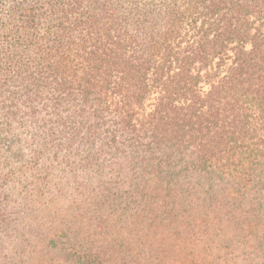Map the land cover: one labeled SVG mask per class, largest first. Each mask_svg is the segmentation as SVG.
<instances>
[{
    "label": "trees",
    "instance_id": "1",
    "mask_svg": "<svg viewBox=\"0 0 264 264\" xmlns=\"http://www.w3.org/2000/svg\"><path fill=\"white\" fill-rule=\"evenodd\" d=\"M8 1L2 164L195 263L264 264V0Z\"/></svg>",
    "mask_w": 264,
    "mask_h": 264
},
{
    "label": "rangeland",
    "instance_id": "2",
    "mask_svg": "<svg viewBox=\"0 0 264 264\" xmlns=\"http://www.w3.org/2000/svg\"><path fill=\"white\" fill-rule=\"evenodd\" d=\"M9 7L8 0H0V18ZM4 148H0V264H87L89 253L98 256L94 264H205L193 261V253L179 243L181 236L173 229L154 222L159 218L141 226L126 214L68 210L71 203L80 206L81 198L55 191H48V197L44 186L19 180L13 166L2 164ZM6 173L14 185L1 181Z\"/></svg>",
    "mask_w": 264,
    "mask_h": 264
}]
</instances>
